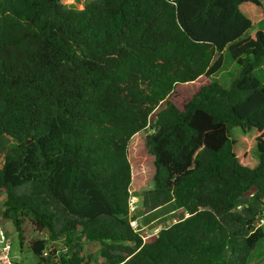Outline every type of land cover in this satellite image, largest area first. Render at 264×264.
<instances>
[{"label": "trees", "instance_id": "obj_1", "mask_svg": "<svg viewBox=\"0 0 264 264\" xmlns=\"http://www.w3.org/2000/svg\"><path fill=\"white\" fill-rule=\"evenodd\" d=\"M263 21L264 0H0V222L20 251L248 264L264 237ZM141 131L153 173L134 194ZM131 195L147 220L169 213L156 235L130 225Z\"/></svg>", "mask_w": 264, "mask_h": 264}, {"label": "rangeland", "instance_id": "obj_2", "mask_svg": "<svg viewBox=\"0 0 264 264\" xmlns=\"http://www.w3.org/2000/svg\"><path fill=\"white\" fill-rule=\"evenodd\" d=\"M63 3L70 6H76L81 8L82 2L84 0H62ZM260 26H264V21L261 22ZM223 57V66L220 72L216 73L215 78L223 86H227L237 73L236 63L231 60L224 52L222 53ZM255 73L259 76L264 84V62L261 67L256 69ZM146 131H141L135 134L132 142V151H131V161L134 165V174L132 179V184L130 186L133 193H139L142 189L148 187L151 181V175L153 173V165L147 154V148L144 141V135ZM6 148V146L4 147ZM2 155H0V163L2 162ZM138 163V164H137ZM135 191V192H134ZM138 200L134 202L133 213L137 214L136 222H138L136 227H139L143 239H148L153 236L154 229L160 228V226L165 224V218L169 216V213H165L159 217L152 218L149 217V220L146 219L149 214L143 212V209L140 202V197H137ZM133 199L136 200L135 195ZM5 197L3 193L0 192V211L3 209ZM1 223V222H0ZM264 224V223H263ZM4 230L6 229L7 236L11 241V258L12 261L25 260L27 264H42L36 258L32 256H26L24 252H21L19 246L16 242V234L12 231V228L9 224L3 226ZM264 228V225H263ZM8 229V231H7ZM88 250L91 254L96 255L98 253L99 245L97 243H89ZM97 256V255H96ZM248 264H264V237L260 243L254 249L252 255L248 260Z\"/></svg>", "mask_w": 264, "mask_h": 264}, {"label": "built area", "instance_id": "obj_3", "mask_svg": "<svg viewBox=\"0 0 264 264\" xmlns=\"http://www.w3.org/2000/svg\"><path fill=\"white\" fill-rule=\"evenodd\" d=\"M134 195H131L129 198V213L130 215L134 214V202L138 200L137 196L136 200L133 199ZM264 223V211L262 216L257 220L256 226L262 225ZM138 222H136V219H132L130 221V225L135 231L140 230L139 227H136ZM159 228L154 229L153 235H156ZM144 238V237H143ZM0 264H12V258H11V241L9 237L7 236L6 231L2 227L0 223Z\"/></svg>", "mask_w": 264, "mask_h": 264}]
</instances>
